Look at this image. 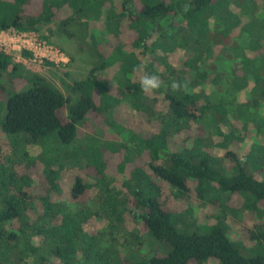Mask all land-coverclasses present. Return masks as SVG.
<instances>
[{"label":"trees","instance_id":"obj_1","mask_svg":"<svg viewBox=\"0 0 264 264\" xmlns=\"http://www.w3.org/2000/svg\"><path fill=\"white\" fill-rule=\"evenodd\" d=\"M262 1L0 0V32L55 23L72 38L77 26L96 59L64 96L0 50V133L12 142L0 159V264H112L122 250L131 259L116 264H264ZM139 65L189 91L144 94ZM68 168L76 209L62 199ZM193 198L210 203L213 224L177 226L172 200L191 214Z\"/></svg>","mask_w":264,"mask_h":264},{"label":"rangeland","instance_id":"obj_2","mask_svg":"<svg viewBox=\"0 0 264 264\" xmlns=\"http://www.w3.org/2000/svg\"><path fill=\"white\" fill-rule=\"evenodd\" d=\"M260 4L264 6V1H262ZM248 7L252 8L253 5L251 4V6ZM229 8L238 12L240 19L243 21V24L248 22L249 19H243L242 12L238 7L237 9L231 4ZM65 15L66 13L63 10L60 11L59 13H57L56 21L61 20ZM213 22L214 19L212 16H210V25H213ZM13 31L15 30L0 32V50H3L6 53L10 54L17 63L22 64L27 70L37 72L40 75L46 77L57 88L60 89L64 96L71 95V87L74 81L85 79L95 68L96 59L88 50L87 45L84 44L77 26H74L70 29V31L74 33V37L72 38H67L66 36H64V34L60 36V34L58 33L59 30H57V24L55 23L42 27L41 31L38 33H22L29 35L25 39L21 37L22 35L18 36L20 34L19 32L17 33V31H15V33L13 34ZM255 32L257 33V35L262 34L261 31ZM25 40H29V42L31 41L32 43H34L35 41V44L30 46L32 51L24 48L23 43L25 42ZM240 40L241 43L245 45V42L247 40L246 37H241ZM23 50L30 52L32 56L24 58L21 55V52ZM13 84L14 88L20 87V82H18L17 79L13 81ZM1 96L2 95H0V97ZM91 127L95 131L94 135L98 137L106 134L105 130L104 132H102L99 129L93 127L92 124ZM80 131L82 132L80 136H82L86 132L88 134L92 133V131L84 127H80ZM132 136V133L125 132L120 136L119 142L130 144V139ZM135 141L136 138L134 139V142ZM10 142L11 139H7L3 134L0 133V159L6 158L7 156H9V154H11ZM248 144L249 142H247L244 147L248 148ZM26 148L29 154L33 156H35L40 151V148L34 145L26 146ZM70 165L72 166V164ZM74 173V168H68L64 171V176L61 181L62 199H65L63 200V203L72 209H76V207L75 205H71V202H69L70 200L68 198L67 191L70 187ZM187 202L188 200H172L171 202L172 206L174 205L171 209L178 212L176 215V222L178 227H182V224L184 223L194 224L196 226L213 224L211 215L213 214L214 209L212 206H210L209 202L199 201L198 199L194 198L190 199L189 202L192 204L191 214H188L186 212ZM240 221L241 220L239 217L238 222ZM192 228L193 227H191L190 229ZM142 232L144 231H141L140 233ZM232 236L233 238H237L240 236V225H238V223L232 228ZM241 242L247 248L254 247V244L245 240H241ZM128 253L130 252L124 250L112 253V264H116L122 260H128V258L131 259L128 256ZM150 253L160 254L161 256L167 254L166 251H162L160 248L159 250H152ZM244 255L246 254L244 253Z\"/></svg>","mask_w":264,"mask_h":264},{"label":"clouds","instance_id":"obj_3","mask_svg":"<svg viewBox=\"0 0 264 264\" xmlns=\"http://www.w3.org/2000/svg\"><path fill=\"white\" fill-rule=\"evenodd\" d=\"M133 71L139 74L140 91L144 94H155L161 88L171 90L173 93H187L189 91V87L186 82L181 83L176 79H171L169 83H165L161 80L160 76L147 73L144 70V65L134 67Z\"/></svg>","mask_w":264,"mask_h":264},{"label":"built area","instance_id":"obj_4","mask_svg":"<svg viewBox=\"0 0 264 264\" xmlns=\"http://www.w3.org/2000/svg\"><path fill=\"white\" fill-rule=\"evenodd\" d=\"M10 30H12V29H10ZM15 33V31H13V34ZM18 33V32H17ZM20 33V32H19ZM20 35H22L21 37L22 38H27L29 35L28 34H22V33H20L18 36H20ZM24 44V48L25 49H27V50H31L32 51V49H31V45H34L35 44V41H34V43H32L31 41L29 42V40H25V42L23 43Z\"/></svg>","mask_w":264,"mask_h":264}]
</instances>
